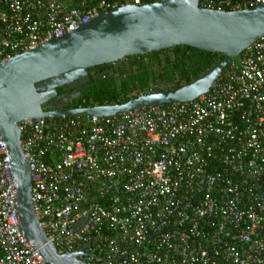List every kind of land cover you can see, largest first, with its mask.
<instances>
[{
	"label": "built area",
	"instance_id": "2783aa9c",
	"mask_svg": "<svg viewBox=\"0 0 264 264\" xmlns=\"http://www.w3.org/2000/svg\"><path fill=\"white\" fill-rule=\"evenodd\" d=\"M158 1L0 0V63L101 13ZM263 3L197 0L217 11ZM16 126L32 211L58 253L81 252L85 264H264V36L190 103ZM14 197L0 143V264H46L19 230Z\"/></svg>",
	"mask_w": 264,
	"mask_h": 264
},
{
	"label": "water",
	"instance_id": "95a60500",
	"mask_svg": "<svg viewBox=\"0 0 264 264\" xmlns=\"http://www.w3.org/2000/svg\"><path fill=\"white\" fill-rule=\"evenodd\" d=\"M263 36L264 3L217 11L198 8L197 0H161L101 13L73 32L0 63V143L14 182L15 218L23 238L46 264L85 263L77 259L81 252L58 253L35 219L17 123L78 115L101 120L148 107L190 103L212 90L232 60ZM172 47L218 54L222 60L188 84L140 94L119 104L68 108L73 97L57 95L58 89L76 90L89 77L94 81L112 71L89 76L91 68ZM86 248L88 244L83 245Z\"/></svg>",
	"mask_w": 264,
	"mask_h": 264
},
{
	"label": "trees",
	"instance_id": "16d2710c",
	"mask_svg": "<svg viewBox=\"0 0 264 264\" xmlns=\"http://www.w3.org/2000/svg\"><path fill=\"white\" fill-rule=\"evenodd\" d=\"M147 60L148 62L144 61ZM222 60V56L188 47H172L140 57L124 58L103 77L76 89L78 96L68 108L119 104L140 94L163 91L188 84ZM236 59L232 60L234 62ZM109 65L91 68L100 73ZM156 86V88H155ZM61 89L57 90L58 93Z\"/></svg>",
	"mask_w": 264,
	"mask_h": 264
},
{
	"label": "flooded vegetation",
	"instance_id": "af4514ba",
	"mask_svg": "<svg viewBox=\"0 0 264 264\" xmlns=\"http://www.w3.org/2000/svg\"><path fill=\"white\" fill-rule=\"evenodd\" d=\"M97 73H98V72L95 71L94 74H97ZM58 96H59L60 98H65V97H68V96H72L73 98H72V100L69 102V104H68V106H69V105H71L73 99L76 98V97L78 96V94H77L76 90H62V89H61V92L58 93Z\"/></svg>",
	"mask_w": 264,
	"mask_h": 264
},
{
	"label": "rangeland",
	"instance_id": "374dc122",
	"mask_svg": "<svg viewBox=\"0 0 264 264\" xmlns=\"http://www.w3.org/2000/svg\"><path fill=\"white\" fill-rule=\"evenodd\" d=\"M144 61L148 62L146 59ZM121 63H124V61H121L120 63H118V65H120ZM118 65L117 64H111L109 66L111 67L112 70H114ZM89 72L92 73L93 72V69H91ZM155 88H156V86H155Z\"/></svg>",
	"mask_w": 264,
	"mask_h": 264
}]
</instances>
